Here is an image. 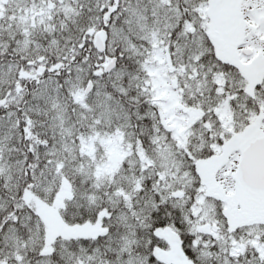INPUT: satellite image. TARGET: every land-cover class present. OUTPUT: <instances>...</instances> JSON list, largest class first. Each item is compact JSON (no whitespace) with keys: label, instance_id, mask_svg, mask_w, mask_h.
<instances>
[{"label":"snow or ice","instance_id":"6c2138e0","mask_svg":"<svg viewBox=\"0 0 264 264\" xmlns=\"http://www.w3.org/2000/svg\"><path fill=\"white\" fill-rule=\"evenodd\" d=\"M0 264H264V0H0Z\"/></svg>","mask_w":264,"mask_h":264}]
</instances>
